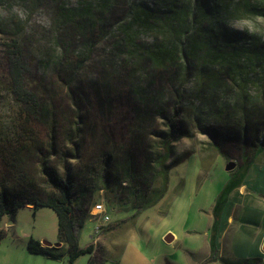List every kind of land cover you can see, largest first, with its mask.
Instances as JSON below:
<instances>
[{"label":"rangeland","instance_id":"obj_1","mask_svg":"<svg viewBox=\"0 0 264 264\" xmlns=\"http://www.w3.org/2000/svg\"><path fill=\"white\" fill-rule=\"evenodd\" d=\"M208 4L207 12L202 0H0V135L11 136L18 117L7 78L8 44L17 39L30 61V84L44 86L42 94L52 95L59 107L57 141L73 152L68 137L74 132L66 129L77 123L83 131L75 143L96 140V146L80 145L78 158L67 157L77 167L75 188L84 193L78 245L93 243L96 264H161L165 256L180 259L184 251L201 250L210 237L215 198L243 163L242 137L264 141V0ZM135 9L153 16L146 20L137 13L134 20ZM175 12L177 20L171 19ZM179 24L184 48L192 53L187 58L176 51L172 26ZM222 31L241 33L234 48L226 46L231 41ZM162 44L169 49L167 63L157 66L149 48ZM68 79L89 101H73ZM93 83L118 88L110 108ZM49 101L45 98L46 105ZM169 133L168 186L149 206L162 187L154 160ZM130 156L139 172L155 168L146 183L130 179ZM61 160L56 165L63 171ZM229 161L235 166L225 170ZM261 201L264 205V151L252 158L222 212L239 225L251 219L261 224ZM98 202L109 221L95 232L99 216L90 212ZM255 208L253 218L240 212ZM0 228V264H67L65 243L59 245L60 258L27 250L30 237L52 246L58 242L51 207L21 206L2 217ZM167 233L176 236L173 242L164 240ZM90 256L82 253L72 264H86Z\"/></svg>","mask_w":264,"mask_h":264},{"label":"trees","instance_id":"obj_2","mask_svg":"<svg viewBox=\"0 0 264 264\" xmlns=\"http://www.w3.org/2000/svg\"><path fill=\"white\" fill-rule=\"evenodd\" d=\"M205 10L209 11V0H202ZM198 5V2H196ZM137 13L148 17L153 16V12L136 10L132 19L137 18ZM191 13L194 12L191 10ZM179 12L171 14V19L177 20ZM170 19V20H171ZM179 27L172 26L174 36L179 39L176 43V51L179 50L184 57L187 58L191 53L186 51L184 46V36L181 39V31L179 29L184 24H179ZM182 29V28H181ZM221 35H226V39L231 41V44L226 45L234 48L235 39L241 35L238 31H232L231 34L220 32ZM215 38L222 41L220 34H214ZM7 51V78L10 90L19 104L18 117L14 130L11 136L0 135V220L7 213L15 212L19 207L27 204H32L33 208L38 206L51 207L57 216V231L58 242L65 243L68 247L67 264H72L74 259L82 254L89 253L86 264H96V259L93 253V243L90 242L85 247H79L77 228L83 224L85 216L81 210L82 199L84 198L83 189L75 188L77 167L68 162V158H78V147L81 144L75 143V138L80 137L83 128L77 123L70 125L66 129V133L74 132L69 135L70 143L75 147L73 152H68L64 149V141H57V129L61 127V116L59 107L54 101L52 95L47 97L42 93L45 92L44 86L31 85L28 74L30 71V61L23 52L22 46L17 39H12L8 44ZM210 49L209 46L206 47ZM149 58H152L157 66L167 63L169 49L164 45L151 46L149 48ZM217 50V49H216ZM215 50V51H216ZM192 54V53H191ZM222 55L223 51H217V56ZM206 64V61H205ZM189 65L186 64L183 72L187 74ZM71 79V78H70ZM67 88L70 90V96L73 101L78 104L84 98L80 96L77 90L71 88L69 79L66 81ZM96 86V87H95ZM93 90L98 94H105L103 98L109 108L112 104V94L117 91V87H106L104 84L96 85L93 83ZM130 91V90H129ZM139 92V91H138ZM148 97V96H146ZM45 98L49 99V105H46ZM154 100V96L150 97ZM89 101V99H84ZM173 132V131H172ZM94 140V141H93ZM172 140L171 133L162 143V152H160L154 162L157 174L162 177L161 189L153 194L147 205L151 206L162 197L168 186L169 168L166 164L171 154L170 143ZM59 142V143H58ZM83 146L93 144L96 146L94 136L91 137L90 143H86L87 139H83ZM219 143V142H218ZM244 154L242 155L243 163H241L235 172L230 174L228 180L223 184L220 192L215 198V203L212 208L213 221L211 225L210 241L214 240L215 231L220 222V215L224 205L226 204L229 193L236 187L242 186V180L252 164V158L264 151V141L248 142L247 137L241 139ZM110 154L106 156L109 157ZM68 157V158H67ZM62 159L61 171L56 165L57 159ZM126 171L135 181L146 183L149 178L155 173V168L151 169L148 174L139 172L134 164L133 157H128ZM108 160V159H106ZM75 172L73 173V169ZM133 185H136L134 182ZM136 187V186H135ZM98 230L95 229V232ZM2 229L0 228V237ZM59 246H46L39 240L30 237L27 241V250L30 253L42 254L51 258H60L61 252L58 251Z\"/></svg>","mask_w":264,"mask_h":264},{"label":"crops","instance_id":"obj_3","mask_svg":"<svg viewBox=\"0 0 264 264\" xmlns=\"http://www.w3.org/2000/svg\"><path fill=\"white\" fill-rule=\"evenodd\" d=\"M261 205L264 207L262 201ZM256 209H245L244 212H240L253 218L259 212ZM224 222L227 224L224 225ZM250 222L246 220L247 224L239 225L235 223L231 214L225 215L221 212L212 242L209 237L201 250L195 248L184 251L183 253L187 254L180 259L165 256L161 264H264V220L261 224ZM175 238L176 236L172 235V240L168 243L173 242Z\"/></svg>","mask_w":264,"mask_h":264},{"label":"built area","instance_id":"obj_4","mask_svg":"<svg viewBox=\"0 0 264 264\" xmlns=\"http://www.w3.org/2000/svg\"><path fill=\"white\" fill-rule=\"evenodd\" d=\"M91 215L93 216H96L98 215L99 216V224L96 225V229H99V225L103 222H107L109 221V216L106 214V209H105V206L101 203V202H98V203H95L93 206H92V210H91Z\"/></svg>","mask_w":264,"mask_h":264},{"label":"water","instance_id":"obj_5","mask_svg":"<svg viewBox=\"0 0 264 264\" xmlns=\"http://www.w3.org/2000/svg\"><path fill=\"white\" fill-rule=\"evenodd\" d=\"M235 166V162L233 161H229L226 165H225V170H231L233 169ZM164 240L166 242H170L172 240V234L171 233H167L165 236H164ZM43 245H46V246H51V243L47 242V241H43L42 242ZM61 243L60 242H56L54 244V246H59Z\"/></svg>","mask_w":264,"mask_h":264}]
</instances>
